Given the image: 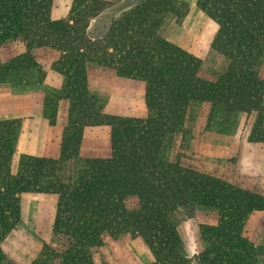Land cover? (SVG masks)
Here are the masks:
<instances>
[{"label":"trees","instance_id":"trees-1","mask_svg":"<svg viewBox=\"0 0 264 264\" xmlns=\"http://www.w3.org/2000/svg\"><path fill=\"white\" fill-rule=\"evenodd\" d=\"M52 1L0 0V52L22 47L8 60L0 55V84L42 85L50 69L63 84L59 93L44 90L43 118L54 125L60 100L68 105L56 157L16 158L20 122L0 120V264H17L2 243L19 226L28 193L56 197L52 241L29 264H94V249L125 235L143 241L151 264H191L176 223L199 207L215 209L218 220L201 227L205 248L195 264H262L264 250L244 227L264 213V193L188 165L174 141L255 115L249 140L264 142V0H196L217 26L206 59L161 35L168 18L184 20L185 0L138 1L98 38L88 24L109 1L72 0L61 19H52ZM90 71L142 81L145 114L106 113ZM89 126L108 128L105 152L81 148Z\"/></svg>","mask_w":264,"mask_h":264},{"label":"rangeland","instance_id":"rangeland-1","mask_svg":"<svg viewBox=\"0 0 264 264\" xmlns=\"http://www.w3.org/2000/svg\"><path fill=\"white\" fill-rule=\"evenodd\" d=\"M72 0H53L52 19L68 16ZM109 7L88 24L87 33L92 38L102 37L111 21L123 10L138 1L105 0ZM188 14L176 22L172 17L163 25L161 35L191 54L206 59L217 26L196 6V0H185ZM22 52V47L10 44L1 49L2 60ZM89 86L93 94L105 101L104 111L119 116H143L145 114V84L132 78L113 73L90 71ZM63 81L54 71L47 69L42 85L0 84V120H18L20 132L16 142V158L28 154L51 156L59 154L63 128L67 122V102L60 100L56 122L49 125L42 115L44 90L59 93ZM264 116V113H263ZM255 115H242L235 127L221 132L192 130L177 135L174 151L185 163L195 169L217 176L233 184L255 188L264 193V142L249 140ZM81 148L85 151L105 152L108 148V128L89 126L84 129ZM56 197L44 193H28L21 196V222L3 241L2 249L17 264H29L42 243L52 241L51 233L55 216ZM218 220L213 208L199 207L190 218H180L177 230L187 258L194 263L196 255L205 248L201 239V227L214 226ZM245 235L264 250V213H254L246 220ZM94 264H151L152 255L140 238L125 235L107 237L102 246L93 250ZM264 264V256L262 257Z\"/></svg>","mask_w":264,"mask_h":264}]
</instances>
